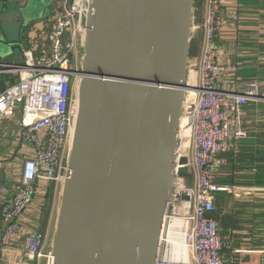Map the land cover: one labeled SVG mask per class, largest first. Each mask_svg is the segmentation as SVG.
Masks as SVG:
<instances>
[{"label":"water","instance_id":"water-1","mask_svg":"<svg viewBox=\"0 0 264 264\" xmlns=\"http://www.w3.org/2000/svg\"><path fill=\"white\" fill-rule=\"evenodd\" d=\"M52 1L0 0V25L15 15L19 34ZM194 2L89 1L51 264H162L175 172L188 174L177 150ZM22 53L0 36V67Z\"/></svg>","mask_w":264,"mask_h":264},{"label":"built area","instance_id":"built-area-1","mask_svg":"<svg viewBox=\"0 0 264 264\" xmlns=\"http://www.w3.org/2000/svg\"><path fill=\"white\" fill-rule=\"evenodd\" d=\"M89 1L58 0L44 34L47 46L35 52L23 51V63L3 71L18 77V81L0 93V125L12 121L16 113L21 115L15 123L14 143L22 161L17 168L15 193L0 206V248L6 250L22 240L21 264H35L39 259L46 264L52 262L50 252L43 251L47 234L39 229L29 231L23 220L30 210L39 212L35 207L39 189L51 184L59 187L64 179L63 159L76 112V84ZM222 2L204 0L202 22H195V17L192 22L193 38L202 32L201 51L188 63L177 150L178 158L187 157L188 174L179 175L176 169L159 236V246L165 245L166 254L171 223L179 221L187 260L178 264H223L222 239L212 214L215 194L227 188L216 186L213 178L227 166L225 154L234 141L247 136L239 126L243 108L264 102L253 80L243 82L240 93L219 88L223 78L225 84H235L237 79L236 66L221 63L218 56L217 40L225 25L220 15ZM25 148L30 151L28 155L23 153ZM162 264L174 263L165 261L164 255ZM259 264H264V251Z\"/></svg>","mask_w":264,"mask_h":264},{"label":"crops","instance_id":"crops-1","mask_svg":"<svg viewBox=\"0 0 264 264\" xmlns=\"http://www.w3.org/2000/svg\"><path fill=\"white\" fill-rule=\"evenodd\" d=\"M222 1L220 15L225 25L217 40L218 56L221 63L236 66L237 79L235 84H225L223 78L219 88L240 93L241 84L253 80L264 100V0ZM52 3L55 8L58 0ZM42 13L39 9L37 14L23 19L19 34L17 17H7L5 24L0 25V36L14 41L18 37L22 51L35 52L36 48L46 47L44 34L48 20ZM3 70L5 68L0 67V75L5 74ZM239 121L247 136L234 141L231 150L225 154L227 166L214 175L213 183L227 190L215 194V219L212 218L222 239L223 264H259L260 253L264 251V176H257V168L264 167V102L245 106ZM3 134L0 127V137H4ZM16 135L17 129L11 132V143L0 148V206L11 200L18 182L17 168L21 161L15 160L13 149L9 147L14 144ZM6 153L9 156L6 157ZM23 153L28 155L30 151L25 148ZM49 186L39 189L35 206L39 212L30 210L24 216L29 231L39 229L41 209ZM51 223L52 217L48 228ZM1 228L0 223V231ZM23 249L22 240L6 250L0 248V264H21ZM43 251H49L47 244ZM35 264L46 262L39 259Z\"/></svg>","mask_w":264,"mask_h":264},{"label":"trees","instance_id":"trees-1","mask_svg":"<svg viewBox=\"0 0 264 264\" xmlns=\"http://www.w3.org/2000/svg\"><path fill=\"white\" fill-rule=\"evenodd\" d=\"M204 0H195L194 2V17L195 22L201 23L202 22V7H203ZM201 33H198L191 42V49H190V58L197 57L200 53L201 47ZM18 81V77L10 75V74H1L0 75V93L6 89V87L10 84L15 83ZM257 176H264V167L259 166L257 168ZM260 178V177H258ZM55 199V187L54 184H51L48 187L46 192L45 200L43 207L41 209V217L39 221V231L46 233L49 222L52 217L53 212V203ZM215 206V205H214ZM216 211V209H215ZM215 211L212 214L213 218L215 219Z\"/></svg>","mask_w":264,"mask_h":264},{"label":"rangeland","instance_id":"rangeland-1","mask_svg":"<svg viewBox=\"0 0 264 264\" xmlns=\"http://www.w3.org/2000/svg\"><path fill=\"white\" fill-rule=\"evenodd\" d=\"M41 11L43 12L42 14L44 15V19L46 20H51L53 18V16L55 15V8L52 4H49L47 5V7H44L41 9ZM201 33L202 35V32H199ZM201 42H202V36H201ZM200 51H201V47H200ZM200 54V53H199ZM23 53L22 55L19 56V64H22L23 63ZM72 81H73V78H72ZM18 108L20 109V106H18ZM21 120V115L20 114H15L14 117H12V122L15 124L17 123L18 121ZM12 122H4L3 124L0 125L1 128H3L4 130V137H0V148H5L6 146H8L9 143H11V132L12 131H15L16 130V127L13 125ZM11 149H13V154H14V157L16 158L15 160L17 162H20L22 161V156L20 155H17L16 156V151H17V148L15 146V143L12 144V146H9ZM68 149L65 150L64 152V159H63V166H66V161H67V156H68ZM25 155V154H24ZM9 156V153H6V157ZM55 187V199H54V208H53V212H52V223H51V226L48 228V230L46 231V234L48 236V239H47V247L50 245V238L52 236V232H53V227H54V221H55V218H56V213H57V205H58V198H59V194H60V189H61V186L59 187H56V185H54Z\"/></svg>","mask_w":264,"mask_h":264},{"label":"bare ground","instance_id":"bare-ground-1","mask_svg":"<svg viewBox=\"0 0 264 264\" xmlns=\"http://www.w3.org/2000/svg\"><path fill=\"white\" fill-rule=\"evenodd\" d=\"M77 100L75 101L76 106ZM73 129H71V138H72ZM69 139V143L71 142ZM180 223L179 221H173L171 223V230L169 232L167 240V251L165 254V261L178 264L186 263L187 260V251L182 243L180 233H179Z\"/></svg>","mask_w":264,"mask_h":264}]
</instances>
